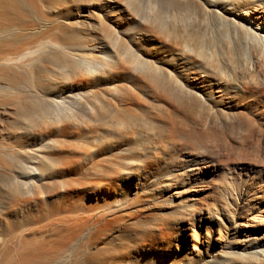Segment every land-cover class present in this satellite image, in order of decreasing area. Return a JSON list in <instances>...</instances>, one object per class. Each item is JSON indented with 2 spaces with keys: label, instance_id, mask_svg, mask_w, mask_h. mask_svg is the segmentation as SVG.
Wrapping results in <instances>:
<instances>
[{
  "label": "bare ground",
  "instance_id": "obj_1",
  "mask_svg": "<svg viewBox=\"0 0 264 264\" xmlns=\"http://www.w3.org/2000/svg\"><path fill=\"white\" fill-rule=\"evenodd\" d=\"M263 230L264 0H0V264H264Z\"/></svg>",
  "mask_w": 264,
  "mask_h": 264
},
{
  "label": "rangeland",
  "instance_id": "obj_2",
  "mask_svg": "<svg viewBox=\"0 0 264 264\" xmlns=\"http://www.w3.org/2000/svg\"><path fill=\"white\" fill-rule=\"evenodd\" d=\"M223 187H224V185H223ZM223 187H221V188H223ZM215 194L217 195L218 193L214 192V195ZM176 199L177 198H175L174 200H176ZM219 221L220 220L218 219L216 222H212V223L207 221V220H203L202 223L197 222V223H195V230L197 231L198 234H202L203 236H212L214 228H223V227L218 226ZM261 232H264V230ZM184 238H185L184 235L178 236V239L180 240V245L185 248L184 244H186V243H185ZM191 243H192V241H191ZM256 250L258 251V250H260V248L256 249Z\"/></svg>",
  "mask_w": 264,
  "mask_h": 264
}]
</instances>
